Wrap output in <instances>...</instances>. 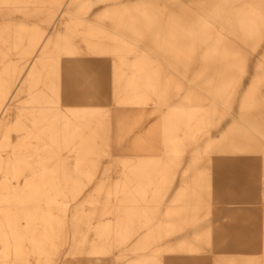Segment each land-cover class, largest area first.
<instances>
[{
    "label": "rangeland",
    "instance_id": "374dc122",
    "mask_svg": "<svg viewBox=\"0 0 264 264\" xmlns=\"http://www.w3.org/2000/svg\"><path fill=\"white\" fill-rule=\"evenodd\" d=\"M62 3L0 0L1 37L45 33L54 53L0 118V139L49 145L12 180L33 200L0 202V264H264V39L199 33L215 0ZM57 106L54 145L35 132ZM37 207L61 224L47 258L39 229L13 252L14 211Z\"/></svg>",
    "mask_w": 264,
    "mask_h": 264
},
{
    "label": "bare ground",
    "instance_id": "6f19581e",
    "mask_svg": "<svg viewBox=\"0 0 264 264\" xmlns=\"http://www.w3.org/2000/svg\"><path fill=\"white\" fill-rule=\"evenodd\" d=\"M67 2L68 0H63L62 7H65ZM214 4L215 6L212 10H205V20L204 23L200 25L199 33L204 29H207V31L212 29L213 31V28H215V30L221 31V36L224 38L228 37L229 34H233V36L238 38L242 43H247L250 40H256L258 42L264 39V34L262 32V29H264V1L215 0ZM3 17V13H0V18ZM197 23L200 24V21ZM210 33L213 34L214 32ZM52 52L51 37L45 33L40 34L38 37H29L27 43L23 44L21 47L16 46V44H11L8 38L5 39L0 36V118L2 114L5 115L8 111L10 112V105L17 100V97L22 93L24 87L30 84L31 78L38 69L36 68L38 67L36 61L41 60V62H43L48 59H53L54 53ZM235 57L237 58L236 55ZM24 72L25 74L28 72V76L25 79L22 77ZM74 83V79L71 80L69 78V80L65 82V85L66 87L70 86L72 88L76 84ZM55 93L57 95L55 103L59 105V88H56ZM59 106H57V109L55 108V110H57L56 112L40 115V121L48 118L50 121L46 124H42L43 127L38 133L35 132L38 139L42 138L41 134H49V137L51 136L53 140V144L55 143L54 145L59 144V137L62 132L61 123L64 113L60 111L61 109H59ZM2 121L0 120V133ZM13 123L20 131L22 129L24 130L25 123L21 122V118H17ZM32 137V132L26 133L20 138V142L17 144H14L13 141H9V139H0L1 203H26L34 198L32 195L24 196V193L18 190H10L14 185L12 182L13 179L20 178L27 170L33 168V161L31 158H33L34 148L47 149L49 147V145H45L44 147H39L37 145L34 147L31 143ZM4 148H11V150H5ZM3 151H6V153L4 154ZM58 206L62 213H64L65 207H63L60 202ZM38 215L43 217L42 221L47 222L46 225H38L35 222L36 216ZM13 216L15 219L19 216H23L26 221L24 228H21L18 224L13 225L11 228V232L15 236V249L13 252L15 254L24 252L23 246L25 245V238L29 233H32V231L39 229V231L42 230L44 234L38 235L32 233L28 238H30V242L33 243L35 251L39 255H44L47 258L50 251L46 248L47 242L45 240L48 238L51 239L48 231L51 230L53 233L61 229L60 221L52 219V211L37 207L33 210H15ZM106 230H108V227L102 224L98 226V231L105 232ZM83 241L84 240H81L80 242ZM49 244H53V242H49ZM104 250H106V248L102 247L101 251ZM9 253V250L3 252L5 256ZM2 262L10 264L6 258H3Z\"/></svg>",
    "mask_w": 264,
    "mask_h": 264
}]
</instances>
